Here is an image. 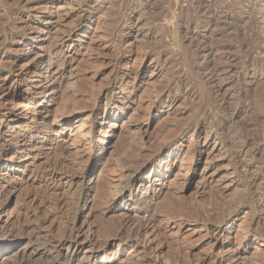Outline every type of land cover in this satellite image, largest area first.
I'll use <instances>...</instances> for the list:
<instances>
[{
	"label": "rangeland",
	"instance_id": "374dc122",
	"mask_svg": "<svg viewBox=\"0 0 264 264\" xmlns=\"http://www.w3.org/2000/svg\"><path fill=\"white\" fill-rule=\"evenodd\" d=\"M128 1L0 0V238L24 235L9 240L21 264H63L48 242L72 222L91 225L95 243L129 222L126 237L148 226L136 250L114 244L104 259L86 252L75 264H256L264 222L249 216L253 193L264 198V72L254 70L264 71V0ZM204 63L216 71L212 92L196 73ZM158 151L145 181L114 202L122 177ZM144 187L149 198L135 203ZM6 258L0 264H17Z\"/></svg>",
	"mask_w": 264,
	"mask_h": 264
},
{
	"label": "bare ground",
	"instance_id": "6f19581e",
	"mask_svg": "<svg viewBox=\"0 0 264 264\" xmlns=\"http://www.w3.org/2000/svg\"><path fill=\"white\" fill-rule=\"evenodd\" d=\"M130 6H136V3H134V0H129L127 2ZM126 3V4H127ZM138 4V3H137ZM253 4V3H252ZM126 7V6H125ZM124 7V8H125ZM140 7V6H138ZM136 7L135 11L138 12L140 11L139 8ZM135 8V7H134ZM264 8V7H263ZM257 9V8H256ZM260 9V8H259ZM134 10V9H133ZM262 10V9H261ZM126 12L125 9H123V14H122V17L128 21V20H132V18L134 17V15L136 14V12ZM210 12V11H209ZM256 15V14H255ZM257 17V16H256ZM254 18V17H253ZM124 19L123 22L125 21ZM255 20V19H254ZM258 20L261 24H264V10H262L260 13H259V16H258ZM207 21V20H206ZM257 23V22H256ZM120 24V22H117V26ZM200 25V24H199ZM258 36V35H257ZM260 38V37H259ZM256 39V38H255ZM264 42V41H263ZM262 42V43H263ZM264 44V43H263ZM258 45V44H257ZM262 46V45H261ZM202 48V47H200ZM199 49V48H198ZM197 49V50H198ZM205 49V48H204ZM263 49V48H262ZM203 51V50H202ZM198 53V51H197ZM201 53H198L196 54L197 56H200ZM214 57H212L213 59ZM226 62V61H225ZM221 64H224V61L221 63ZM227 64L228 63V60H227ZM247 66V64H245ZM261 66V65H260ZM252 67V66H251ZM254 67V65H253ZM252 67V68H253ZM257 67V66H256ZM262 67L261 66V69H257V68H254L255 72H259V73H262L264 72L262 70ZM213 68V67H212ZM242 68V67H241ZM240 68V69H241ZM30 70V66L27 68L26 72H28ZM241 70H244V69H241ZM253 69H248V68H245V71L246 72H252L251 74L253 76L256 75V73L252 71ZM215 69H210L209 65L208 64H203V65H200L197 69V72L196 73H201L204 74L206 76V79L208 81V84H209V91L213 90L211 88V85L213 83V80H214V73H216ZM220 71V70H219ZM25 72V73H26ZM222 72H223V69H222ZM224 73V72H223ZM250 74V73H249ZM258 74V73H257ZM199 76V75H198ZM219 76V75H218ZM249 76V75H248ZM251 76V75H250ZM264 76V75H263ZM216 77V76H215ZM206 79H205V82H206ZM218 79V78H217ZM243 81V80H242ZM247 82V81H245ZM249 83V82H248ZM206 84V83H205ZM181 87V84L180 83H176L175 85H171L169 90L168 91H173V90H177L178 91V87ZM208 86V85H207ZM179 87V88H180ZM213 87V85H212ZM218 87V86H217ZM109 89L110 87L107 86L105 87L98 95L97 99L95 100V110H97V108L99 107V105L101 104L102 100L105 99L108 95V92H109ZM216 90V89H215ZM181 92V91H179ZM212 92V91H211ZM218 92V91H217ZM178 93V92H177ZM176 93V94H177ZM36 94V93H35ZM37 95V94H36ZM24 97H26V95H24ZM124 99V98H123ZM161 98L159 99H156V100H160ZM116 100V99H114ZM173 100V99H172ZM122 101V100H121ZM176 101V98L172 101V104ZM59 126H62V125H59ZM221 129V132L224 131V128H221V127H218V131ZM137 132H136V135L138 137V140H139V145L142 146L145 142V139H144V133L143 131L141 130V127L140 126H137ZM114 133V132H113ZM113 137V136H112ZM175 141H170L169 144H174ZM163 155V151H158L154 156H152L150 159L148 160H145L142 164H140L139 166L136 167V169L130 174V175H125L124 177H122V181H121V188L120 190L118 191V195L114 198V202H119L121 201L122 199L125 198L126 196V190L129 191V187L134 184L135 182H139V184L143 183L145 181V179L143 180V174L148 172V171H153L154 169V166H155V163L157 162V160H159L161 158V156ZM126 163L124 161H119L118 162V168L121 170V176L124 175L123 171L122 170H125L124 166ZM246 167V166H245ZM56 170V169H55ZM55 170H52L51 173L54 172V178L56 177V175L58 174H62V172H55ZM245 171H247L248 169L247 168H244ZM242 171V170H241ZM125 172V171H124ZM264 172V170H263ZM65 176H66V173H64ZM83 174V173H82ZM260 175V174H259ZM264 175V173H263ZM262 176V175H261ZM249 177V176H248ZM260 178V176H259ZM255 177V178H251L249 179L250 180V184L251 185H254L257 181H259L260 179ZM259 179V180H258ZM262 182V180H261ZM248 183V182H247ZM161 189H158V192L161 193ZM260 192V191H259ZM128 193V192H127ZM131 192L128 194V197L129 199H131V196H130ZM149 190L147 188H140L139 191H138V194L137 196H133L132 197V200L135 201V203H139V201H141V197L142 196H146V198L148 199L149 198ZM253 195H255L254 197H257L256 198V209L250 214L249 218H250V221L251 222H255L256 220H258V223H261V222H264V198H263V194L262 193H258V192H255L253 193ZM113 202V203H114ZM84 205V204H83ZM238 211V210H237ZM236 211V212H237ZM115 209H108V211L106 212V214L110 215V214H113L115 213ZM150 212V209L149 207H143L140 208L139 210V214H142V216H145L147 215L148 213ZM245 213V212H244ZM137 217V215L135 216ZM139 217V215H138ZM228 216L225 220H223L222 222L226 223L227 220H228ZM3 222V221H2ZM9 220L7 221H4L3 224H8ZM257 223V222H256ZM257 223V225H258ZM130 223L129 222H126L124 224L121 225L120 229L118 230V232L109 237L105 242L103 243H95L94 241V236L91 232V225H87L85 222H81V221H74L72 222L71 224V228L69 229V231L67 233H64V235L57 239V240H54L55 242H51L49 241L48 244H49V251L51 254H54L55 257H61L62 260H63V264H75L76 262V257L78 256V254H81L82 255H86L85 253L87 252V256H91L93 258H102L104 259V256L106 254V249L111 245H114L116 244L118 247L122 248L123 250L124 249H132L133 251L137 249V246H136V243H139L138 242V239L140 237H142L141 235L143 233H145V231L147 230L148 231V226L146 224H143V225H140L138 227V229L136 230L135 232V235L134 237H126L124 236V232L125 230H128L130 229ZM3 227H5L4 225H2ZM1 226V227H2ZM133 226V225H132ZM261 226V225H260ZM0 227V229H1ZM2 227V228H3ZM25 229V228H24ZM23 229V230H24ZM151 230H157L155 229V227L151 226ZM18 231V230H17ZM19 232H23V231H19ZM134 232V231H133ZM18 233V232H17ZM9 233V235L7 237H1L0 238V255L1 254H4L7 256L6 259H8V261L10 262H17V264H21V262H23V256L21 257L20 256V253H19V249H17L15 252H11V247L9 245V240L10 239H14L16 240L17 238H20L22 239V233ZM7 234V233H6ZM29 238V237H28ZM17 241V240H16ZM98 242V241H97ZM110 246V247H111ZM130 251V250H129ZM84 257V256H83ZM86 257V256H85ZM87 258V257H86ZM22 259V261H21ZM81 259V258H80ZM80 261V260H79ZM6 262V261H5ZM256 262V261H255ZM207 263V260H203L201 262H199V264H206ZM226 263V262H225ZM170 264H191L189 261L188 262H185L181 257H177L175 258L172 262H170ZM227 264H237V261L236 260H231V261H227ZM256 264H264V257H261L259 260H257Z\"/></svg>",
	"mask_w": 264,
	"mask_h": 264
}]
</instances>
